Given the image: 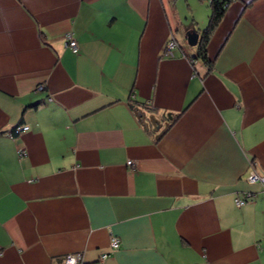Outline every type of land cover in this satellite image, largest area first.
<instances>
[{
	"label": "crops",
	"instance_id": "0c3cea01",
	"mask_svg": "<svg viewBox=\"0 0 264 264\" xmlns=\"http://www.w3.org/2000/svg\"><path fill=\"white\" fill-rule=\"evenodd\" d=\"M178 1L0 0V264H264V0L229 5L210 69L208 1Z\"/></svg>",
	"mask_w": 264,
	"mask_h": 264
},
{
	"label": "trees",
	"instance_id": "16d2710c",
	"mask_svg": "<svg viewBox=\"0 0 264 264\" xmlns=\"http://www.w3.org/2000/svg\"><path fill=\"white\" fill-rule=\"evenodd\" d=\"M207 1H208V7L210 10L209 16H208V21H207L205 28L203 29V31L200 34L199 41H198V44L196 46L195 55L193 56V58L189 57L190 58L189 60L190 61H192L191 59L199 60L208 69H210L211 68V61L208 58L206 46H207V43H208V40H209L211 34L215 31V29L220 24L227 8L233 2V0H207ZM183 56H185L186 58L188 57L186 54H184ZM147 108L150 109L149 107H147ZM20 127H22V126H16L15 128H13V131H11V133H9V137L14 138L15 135H20L21 133L16 134V132H15V129L20 128ZM246 197L250 198L251 194L248 193ZM82 259H83V257H82Z\"/></svg>",
	"mask_w": 264,
	"mask_h": 264
},
{
	"label": "built area",
	"instance_id": "2783aa9c",
	"mask_svg": "<svg viewBox=\"0 0 264 264\" xmlns=\"http://www.w3.org/2000/svg\"><path fill=\"white\" fill-rule=\"evenodd\" d=\"M63 40L65 42L66 47L71 51L72 54H77L78 53V44L77 41L73 38V35L71 33H66L63 36ZM178 47V43L176 41V39L174 38V36H170L166 42L165 48H164V55L166 57H173V53L174 50ZM43 87L42 85L38 86V90H42ZM28 128L27 127H20L15 129L16 134H20L24 131H27ZM26 155V152L22 149H19L18 151V157L22 158ZM128 165H130L131 163L128 162ZM247 182L249 184H254L255 182H263L264 183V178H260L258 177L254 172H252L248 178H247ZM246 203V201L240 200V199H236L235 200V205L237 207H241ZM111 247H117V240L112 239L111 240ZM1 251V250H0ZM105 258V255H103L100 259V261H103V259ZM62 264H83V259H82V255L80 253H74V254H70V255H66L63 258V262Z\"/></svg>",
	"mask_w": 264,
	"mask_h": 264
},
{
	"label": "water",
	"instance_id": "95a60500",
	"mask_svg": "<svg viewBox=\"0 0 264 264\" xmlns=\"http://www.w3.org/2000/svg\"><path fill=\"white\" fill-rule=\"evenodd\" d=\"M185 41L189 47H196L199 41L198 33L195 30L187 31L185 33ZM130 108L143 130L148 132L149 129H151L152 132L157 133L156 138L160 137L169 125L168 121L171 119L170 116L167 117V121H162L152 114L148 115L146 111L139 106L130 105Z\"/></svg>",
	"mask_w": 264,
	"mask_h": 264
},
{
	"label": "rangeland",
	"instance_id": "374dc122",
	"mask_svg": "<svg viewBox=\"0 0 264 264\" xmlns=\"http://www.w3.org/2000/svg\"><path fill=\"white\" fill-rule=\"evenodd\" d=\"M206 3H207V0H206ZM188 5L194 6V3H190V2L189 3H184L181 0L178 1V3H177L178 11H179V13H180L182 18H184V16L190 18V16H191V12H190L191 8L188 7ZM186 47L188 49H191L187 44H186Z\"/></svg>",
	"mask_w": 264,
	"mask_h": 264
},
{
	"label": "flooded vegetation",
	"instance_id": "af4514ba",
	"mask_svg": "<svg viewBox=\"0 0 264 264\" xmlns=\"http://www.w3.org/2000/svg\"><path fill=\"white\" fill-rule=\"evenodd\" d=\"M191 48V47H190Z\"/></svg>",
	"mask_w": 264,
	"mask_h": 264
}]
</instances>
